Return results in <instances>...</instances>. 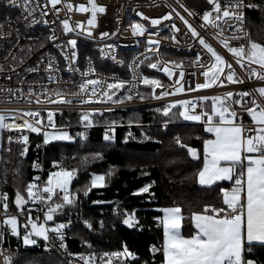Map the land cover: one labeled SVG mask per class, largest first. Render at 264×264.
I'll list each match as a JSON object with an SVG mask.
<instances>
[{
	"label": "snow or ice",
	"instance_id": "obj_1",
	"mask_svg": "<svg viewBox=\"0 0 264 264\" xmlns=\"http://www.w3.org/2000/svg\"><path fill=\"white\" fill-rule=\"evenodd\" d=\"M61 0H50V3L55 7ZM210 5L209 9L205 10L202 15V20L205 22L201 27L212 25L219 29L218 32L213 34V38L218 41L223 48L227 49L228 53L232 54L235 63L240 68L245 69L248 73V77H255L264 81V43L257 42L251 38V34L244 29L245 9L261 7L260 4L245 3V0H229V3L221 5L220 0H207ZM9 3L14 4L15 0H9ZM29 3V0H24L25 6ZM72 5L69 4V11L72 10ZM181 7H184L181 5ZM57 12L60 9H55ZM76 10L80 12L90 13L87 23L89 26L95 27L97 24V14L104 13L106 7L102 4H98L96 0H88V6L80 4L76 6ZM185 11H188L185 9ZM138 15L143 16L142 13ZM171 13L163 16L159 19H152V25H159L161 19H169ZM180 20L186 25L191 35L197 39L198 43L203 46L207 54V64H200L201 68L205 70L202 75L205 77L204 83H197L196 89L208 88L212 84L219 82L224 83L222 74L226 71V79L230 83H243V80L237 77L236 71L230 61L226 60L208 40L202 36L197 29L189 23L187 19L180 16L177 13ZM189 15H192L189 12ZM148 19V17H144ZM236 21L234 26L235 34L231 37L233 40L241 41L245 37L248 38L247 44L240 43L238 46H233L229 43L227 38H223V29L220 28L219 22ZM47 23V21H45ZM63 31L70 33L75 31V28H82L81 23H77L75 28L70 26L69 20L64 19L62 22ZM230 28L233 25H229ZM133 35H143L146 31L145 26L141 23H133L131 25ZM174 31H179V28L175 24L172 25ZM89 36L92 35L91 28H84ZM109 33L101 32L100 36H108ZM173 40L175 36L171 37ZM50 39L55 40L56 37L52 36ZM150 44L159 45V40H150ZM67 44L75 49L77 41L76 39H70ZM111 47V46H109ZM101 55H105L102 51ZM77 53L71 52V57L65 56V59H75ZM115 59V57H113ZM201 61L199 53L196 55L195 62ZM121 63H123L121 61ZM144 61H140L143 64ZM140 64L133 69L131 80L116 79L114 82L101 81L99 79H84L78 85V93L72 95L88 94V99H81L80 103L90 102L93 97H96L97 88H102L99 97H96L100 102L111 101L112 103H122L124 99L132 100V90L137 87L138 84H145L152 86L151 96L154 99H160L161 97L173 95V93L167 91H160L156 94L155 89L162 87L161 81L155 78H149L142 75L137 79V70L140 68ZM171 64L173 67H169ZM181 63L175 61H167L161 66L160 61L149 63L147 67L152 69L159 68L160 71L166 73L168 77L173 76L175 69H181ZM247 65V67H245ZM258 65L259 67H253ZM53 65L49 63L48 69H52ZM132 68V65H129ZM73 70L74 69H70ZM89 71L95 73V68H89ZM179 76L183 77V70L179 71ZM87 76L88 72L82 73ZM52 80L53 77L49 76ZM135 81V83H133ZM175 88L176 92L184 91L183 85L178 80ZM131 85L128 88L127 94L122 95L120 99H113L116 93L126 86ZM192 90V89H189ZM259 93V96L264 99V86L255 89ZM47 92V89L45 90ZM139 95L141 100L145 99L142 93H135ZM56 99H49L45 96L49 104H70L71 99L65 97V94L57 91L53 93ZM249 92H240L234 94L229 91L224 94L223 97H213V103L211 110H201L196 112L197 104L195 102L187 100H174L169 104H166L162 108H157L155 111L161 113L166 117L163 121L164 126L167 127L169 120L177 118H183L186 121H203L204 132L213 134V138L196 137L198 140H202V154L203 163L202 167L195 173L196 181L200 185H213L216 181L229 180L232 181L231 188H221L220 192L223 194V205L226 207H216L211 204L203 205L200 211H192L190 213V222L194 226L190 230L188 235L182 233V221L185 219L182 215V209L179 205L173 207H165L161 211L162 217H157L160 225L163 228V244L161 248H157L155 245L151 247L153 254L156 252H162L163 260L161 264H259L258 261L246 258V252L251 253L253 243L259 242L264 245V104L257 103L253 99L250 103L251 106H247L244 103V98L250 96ZM234 96H239V99H235ZM198 99L207 100L208 97L201 96ZM232 100V104L241 106L242 111H246L256 125L255 128H246L243 123H237L238 112L232 107V104H227L226 101ZM37 103H41L38 99ZM219 102V104L217 103ZM180 106L181 110L178 113L173 112L172 109ZM20 110H17V113ZM99 109H92L89 112H85L80 116V120L85 122V127H91L93 121L90 118L93 112H97ZM25 117H32L33 120L25 119ZM54 111L48 110L47 112V127L53 129V131L44 130L45 125L40 118L39 111H24L23 115H17L11 113L8 110L0 111V129H8L9 131H16L20 133L17 137V142L23 144V150L20 152L21 156H24L28 151V135L24 134L25 130H30L32 133L42 134L43 143L48 144L50 141L73 140L67 131L63 129H57L53 120ZM22 120V123H17V120ZM116 121H112L115 125ZM131 123V121L129 122ZM115 128H109L104 133V140L110 141L113 139ZM247 133V134H246ZM81 139L86 138L85 132L77 134ZM131 137L129 133L125 139ZM12 136L8 137L11 142ZM175 143L180 147L186 148L190 157L195 160L200 159V150L196 147L184 143L180 136H176ZM93 159H101L102 154L97 152L91 154ZM87 161V157L83 158V162ZM53 167L55 171H50L47 175L46 181L43 185L35 183L39 181L40 177H34L32 182H29L26 187V196L17 190L15 193L14 204L17 208V214H9V198L8 193H0V208L3 209V217L0 219V224L3 225L4 232H10L12 235L19 237L21 235V225L19 217L25 215V208L28 203H35L40 201L46 205V211L43 212V219L39 216L33 218L31 215V209H28L25 215V221L23 224V244L35 245L37 243L36 238H42L45 242L49 240V234L52 233L61 241L60 247L66 250V244L64 243V229L68 227V224L64 222H57L54 219L56 212L64 209L65 205H72L75 203L77 194L70 191V185L77 176L76 168H67L63 166L61 161H53ZM33 168H39L40 165L37 162H33ZM113 169H110L107 173L90 174V181L84 185L83 192L87 195L89 191L94 187H102L106 184V178L111 177ZM151 185L146 184L143 187L137 189V193L149 192ZM54 197L60 200V203L54 202ZM93 203H99L94 201ZM114 211H117L114 209ZM51 222V223H49ZM70 223V221H69ZM83 223L89 229L93 228L90 221L84 220ZM123 223L132 227L134 223H138L135 220L133 213L125 212V218ZM3 237V232H0V239ZM48 245L45 244V247ZM69 255H78L85 264H95V254L90 257H84L82 253H69ZM107 257V260H104ZM113 258H131L135 259L136 254L131 252L128 247L123 246L121 251L105 252L100 257L101 264H112ZM3 264H17L12 255H3ZM123 264V261H121Z\"/></svg>",
	"mask_w": 264,
	"mask_h": 264
},
{
	"label": "built area",
	"instance_id": "obj_2",
	"mask_svg": "<svg viewBox=\"0 0 264 264\" xmlns=\"http://www.w3.org/2000/svg\"><path fill=\"white\" fill-rule=\"evenodd\" d=\"M96 2L104 5L106 11L97 14V24L95 27H92L87 23L90 13L76 10V6L80 4L88 6V0H61L55 7L50 3V0H29L27 6H25L24 0H15L14 4L9 3V0H0V111L8 110L20 116L23 115L24 111H39L40 118L45 125L44 130L53 131V129L47 127V112L48 110H53V120L56 128L67 131L74 137L69 142H74L95 139L97 135L94 132L95 126L92 125L86 128L85 123L80 125H59L57 122L58 114L71 112H81L83 114L92 109H99V111L93 113H101L169 104L174 100L195 102L197 104L195 111L199 112L205 110V100H200L198 99L199 97L205 96L209 99L216 96L223 97L229 91L234 94L240 92L251 93L250 96L244 98V103L247 106H251L250 102L253 99L257 103L264 104V99L255 91V89L264 86V81L255 77L249 78L245 69L240 68L235 63L232 54L228 53L227 49L223 48L213 38V34L219 31L217 27L212 25L201 27L205 23L202 20L203 12L210 7L207 0H96ZM220 3L224 5L229 3V0H220ZM245 3H247V0H245ZM69 4L73 6L71 11L68 8ZM181 5L184 7H181ZM57 8L60 9L59 12L55 10ZM185 9L188 11H185ZM244 11L246 17L244 29L249 33L247 9ZM189 12L192 15H189ZM138 13H142L143 16L138 15ZM168 13L172 14L169 19H161L159 25L151 24L152 19H159ZM177 13L187 19L206 40L224 55L226 60L232 63L237 77L243 80V83L228 82L225 71L222 74V78H224L223 84L217 82L208 88L196 89L197 83H204L205 81V77L202 75L205 69L201 68L200 64H207V57L210 54H207L203 46L191 35ZM144 17H148V19L146 20ZM64 19H68L70 26L73 28H75L78 22L83 27L75 28V31L65 33L61 23ZM133 23H141L145 26L146 31L143 35H133L131 28ZM236 23V21L219 22L220 28L223 29V38H227L233 46H238L240 43L247 44V37L241 41L231 39L235 34L234 26ZM173 24L179 28V31L173 30ZM230 24L233 25L232 28L229 27ZM84 28H91L92 35L89 36L84 31ZM101 32H107L109 35L102 37L100 36ZM52 36H55L56 39H50ZM172 36H175L174 40L171 38ZM70 39H76L77 44L75 49H72L67 44V41ZM150 40H159L160 43L158 46L153 45L149 43ZM72 51L77 53L76 58L65 59V56L71 57ZM102 51L105 53L103 56L101 55ZM197 53L200 54L201 61L194 63ZM140 61H144V63L140 64ZM156 61H160L161 66L167 61L182 62V65L181 69L174 70L172 77H168L159 68L152 69L147 67L149 63ZM49 63L53 65L52 69H48ZM130 64L132 65L131 69L129 68ZM137 64H140V68L137 70V79L141 78V74L149 77L148 72H152L156 75L155 79H159L160 81L165 79V82H161L162 87L155 89L156 94L158 95L160 91H167L173 93V95L154 99L151 96L152 86L145 89V84H138L132 90V100L124 99L122 103H112L111 101L100 102L96 98L100 96L102 91L100 87L97 88L96 97H93L90 102L80 103L81 99L87 100L90 93L72 95L73 93H78V85L84 79H99L109 83L114 82L116 79L131 80L133 69H135ZM90 66L95 68V73L89 71ZM168 66L173 67L171 64ZM253 67L258 68L259 66L253 65ZM70 69H74V71ZM181 70L184 72L183 77H180L178 74ZM84 72H88V75H82ZM49 76H52L53 79L50 80ZM178 80L184 87V91L182 92L175 91V88L179 86L176 83ZM130 87L131 85H128L126 88L118 91L113 99H120L122 95L127 94ZM46 89L47 92H45ZM57 91L64 93L66 98L71 99V103L49 104L45 96L47 95L49 99L55 100L56 97L53 93ZM137 92L142 93L145 99L141 100L139 95L135 94ZM234 98L239 99L240 97L234 96ZM38 99L41 103L36 102ZM226 103L232 104V100L230 99ZM232 107L238 112L237 123L242 122L246 128L256 127L248 119L247 112L241 110L240 105L232 104ZM17 110L20 111L17 113ZM25 119L33 120L32 117H25ZM196 122L204 126L203 121ZM17 123H22V120L18 119ZM112 127L114 126L110 124L101 128L102 137H104L105 131ZM163 128L166 130L168 126L165 127L163 125ZM30 132V130L24 131V134L29 137L28 151L26 153L30 156L29 170L31 179L29 182H32L34 177L39 176L40 180L35 181V183L43 185L48 173L56 170L52 163L55 159L49 162L46 161V144L43 143L42 134L36 133L38 138L29 146L31 139L34 138L30 137ZM80 132L86 133L85 139H81L77 135ZM110 134L114 137V133ZM19 135L20 133L14 130L0 129V193H8L9 214H17V208L13 203L16 192L11 193L9 189L5 190L2 187L3 177L5 176L2 172L1 164L3 160L2 145L6 142L5 148L7 152L11 147H15L17 153L20 155V152L23 150V144L17 142ZM9 136L13 137L11 142L8 140ZM34 161L40 165L39 168H33ZM10 172L14 173L15 171L10 170ZM29 182L25 184L22 190V194L25 196L26 187ZM147 184L151 185L152 181ZM54 202L60 203V200L54 197ZM28 209H31L33 218L39 216L42 220L43 212L46 211V205L40 201H36L35 203L30 202L25 208V215ZM114 209L117 211H114ZM104 210L111 216H118L121 213L117 205L106 207ZM135 210L136 208H127L122 212L125 216V212L133 213ZM62 212L63 210L56 212L54 219L56 214ZM25 215L19 217L21 225V235L19 237L12 235L10 232H4L3 225L0 224V232H3V237L0 239V264H3V255L17 253L19 249L24 247H39L44 252L56 253L67 264H85V261L80 256L69 255L71 252L67 246L66 229L78 221L79 217L76 212H68L64 220L57 221L68 224V227L64 229L66 250L60 247L61 241L52 233L49 234L47 242L33 237L37 240L35 245H24L22 239L24 229L22 226L25 221ZM2 217L3 209L0 208V219ZM45 244L48 246L45 247ZM155 246L161 248L160 242L155 244ZM105 252L109 251L99 250L92 252L95 254V264H101L100 257ZM78 253H82L84 257H90L84 254V252ZM151 257L152 255L148 254L139 259L113 258L112 264H121V261H123V264H150ZM107 259V257H104V260Z\"/></svg>",
	"mask_w": 264,
	"mask_h": 264
},
{
	"label": "trees",
	"instance_id": "obj_3",
	"mask_svg": "<svg viewBox=\"0 0 264 264\" xmlns=\"http://www.w3.org/2000/svg\"><path fill=\"white\" fill-rule=\"evenodd\" d=\"M260 4L259 9L247 8V23L251 38L264 43V0H247V3ZM149 78H155L148 72ZM161 82H165V79ZM151 85H146L150 87ZM213 100H205V110H211ZM166 104L138 107L124 110L92 113L95 139L78 140L74 142L55 140L45 146L46 161L52 159L61 161L67 168H76L77 176L70 185V191L77 194L75 203L65 205L59 220L66 218L68 212H76L79 219L66 229L70 239L68 248L70 252H96L107 250L120 251L127 246L136 258L151 254L150 264H161L162 253L153 254L150 247L161 242L162 229L159 221L160 209L165 206L179 205L182 209V233L188 235L193 227L190 222V213L200 211L205 204L216 207L223 205L221 188H231L232 181L215 182L210 186H201L195 178V173L202 165V140L196 137L207 138L201 124L186 121L183 118L169 120L168 128L164 130L163 121L167 119L156 112ZM180 106L172 109L178 113ZM81 112L58 114L59 125H78L85 123L80 120ZM112 121H116L115 125ZM131 121V123H129ZM112 124L115 128L114 137L106 141L101 135V128ZM131 133L127 140L125 137ZM31 139L29 146L36 138V133H29ZM200 150V159L195 160L189 156L187 149L175 143V137ZM10 148L9 151H11ZM101 153V159H93L91 154ZM127 152L143 156L140 160H128ZM16 156V155H15ZM87 161L83 162V158ZM18 166L9 159L2 160L3 171L8 169L18 173L9 179L8 185L11 193L22 189L30 181V156L25 154L18 158ZM15 161V160H14ZM27 164V165H26ZM15 167V168H14ZM113 168L111 177L106 178L102 187H94L87 195H82L83 187L90 181V174H104L106 169ZM17 169V170H16ZM17 171V172H16ZM152 181L149 192L137 193V189ZM8 187V186H7ZM98 201L99 203H91ZM117 205L121 213L111 216L104 208ZM136 208L134 215L138 223L132 227L125 225L123 210ZM103 209V210H102ZM58 219V218H57ZM88 220L93 228L89 229L83 223ZM17 264H66L56 253H45L39 247H24L12 254ZM250 258L264 264V245L253 244Z\"/></svg>",
	"mask_w": 264,
	"mask_h": 264
},
{
	"label": "rangeland",
	"instance_id": "obj_4",
	"mask_svg": "<svg viewBox=\"0 0 264 264\" xmlns=\"http://www.w3.org/2000/svg\"><path fill=\"white\" fill-rule=\"evenodd\" d=\"M80 124H82V123H80ZM80 124H78V125H80ZM93 125H95L94 123H93ZM7 143L6 142H4L3 143V145H2V152H3V161L4 162H8V160L10 159L11 160V162H15L14 163V165H15V167L17 168V166H18V159H17V157L18 158H21L22 159V156L20 157V155L17 153V151H16V149H15V147H11L12 149H11V151H6V148H5V145H6ZM16 155V156H15ZM127 155H128V160L130 161V160H132L133 158L134 159H137V160H140L141 159V157H143V156H141V155H139V154H133V153H129V152H127ZM143 159L144 160H147V159H145L144 157H143ZM15 160V161H14ZM27 165V164H26ZM3 166H4V164H3ZM3 166H2V168H3ZM14 167V168H15ZM110 169H113V168H109V169H106L105 171H106V173L110 170ZM17 170V169H16ZM53 171H55V170H53ZM113 171H114V169H113ZM2 172H3V174H5V176L3 177V182H2V187H3V189H5V190H7V189H9L10 188V186L8 185V181H9V179H12V178H14L15 176H18V173H12V172H10V173H5V172H8V169H6V170H2ZM17 172V171H16ZM8 186V187H7ZM24 188V187H23ZM13 190H15V192H16V189H15V187L14 188H12ZM23 190V189H22ZM59 215L60 214H56V216H55V219H56V221H61V220H59ZM58 218V219H57ZM64 220V219H63ZM66 235H67V233H66ZM70 239V237H68V235H67V241ZM67 246H68V242H67ZM69 249V248H68ZM105 251H107V250H105ZM45 253H48V252H45ZM53 253V252H52ZM71 253H78V252H71ZM15 254V253H14ZM49 254V253H48ZM84 254H86V255H88V256H91L92 254H94V253H92V252H84ZM7 255H12L11 253H8ZM14 257V256H13ZM60 257V256H59ZM66 263V262H65ZM67 264V263H66Z\"/></svg>",
	"mask_w": 264,
	"mask_h": 264
},
{
	"label": "crops",
	"instance_id": "obj_5",
	"mask_svg": "<svg viewBox=\"0 0 264 264\" xmlns=\"http://www.w3.org/2000/svg\"><path fill=\"white\" fill-rule=\"evenodd\" d=\"M218 103V102H217ZM247 116H248V119L249 120H251L252 121V119H251V116L247 113ZM193 122H196V121H193ZM253 122V121H252ZM204 127V126H203ZM209 134V137H207V138H213V134H210V133H208ZM206 138V139H207ZM202 163H203V161H202ZM201 167H202V165H201ZM221 181H229V180H221ZM216 182H220V181H216ZM233 183V182H232ZM199 184V183H198ZM200 185V184H199ZM201 186H207V185H201ZM165 207H173V206H165ZM165 207H162L161 209H160V211L163 209V208H165ZM163 216V212L161 211V215H160V217H162ZM194 227V226H193ZM161 229H162V239H161V242H160V245L162 246V244H163V228H162V225H161ZM253 244H255V245H262V244H260L259 242H254ZM162 253V252H161ZM163 256V255H162Z\"/></svg>",
	"mask_w": 264,
	"mask_h": 264
},
{
	"label": "water",
	"instance_id": "obj_6",
	"mask_svg": "<svg viewBox=\"0 0 264 264\" xmlns=\"http://www.w3.org/2000/svg\"><path fill=\"white\" fill-rule=\"evenodd\" d=\"M15 198V197H14ZM14 201V200H13ZM14 203V202H13ZM15 205V204H14ZM38 239H40V240H43L42 238H38Z\"/></svg>",
	"mask_w": 264,
	"mask_h": 264
}]
</instances>
